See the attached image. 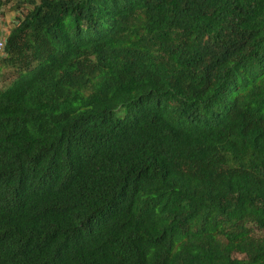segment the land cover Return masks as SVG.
<instances>
[{"label": "trees", "instance_id": "16d2710c", "mask_svg": "<svg viewBox=\"0 0 264 264\" xmlns=\"http://www.w3.org/2000/svg\"><path fill=\"white\" fill-rule=\"evenodd\" d=\"M21 3L0 264H264V0Z\"/></svg>", "mask_w": 264, "mask_h": 264}, {"label": "rangeland", "instance_id": "374dc122", "mask_svg": "<svg viewBox=\"0 0 264 264\" xmlns=\"http://www.w3.org/2000/svg\"><path fill=\"white\" fill-rule=\"evenodd\" d=\"M11 1L13 2V4H11L10 9H6V6L3 7L4 10L1 12V14L5 15L8 12L12 13V19L14 22L17 17L20 18L22 16V14L27 9L28 5L21 3L23 0H11ZM33 1L37 2L38 0H33ZM8 25L12 27V24L9 23ZM5 72L7 73V70H3L1 72L3 76L0 77V88L6 86L9 80L11 79L8 75L6 78Z\"/></svg>", "mask_w": 264, "mask_h": 264}, {"label": "crops", "instance_id": "0c3cea01", "mask_svg": "<svg viewBox=\"0 0 264 264\" xmlns=\"http://www.w3.org/2000/svg\"><path fill=\"white\" fill-rule=\"evenodd\" d=\"M10 7L11 5L8 4L6 6V9H10ZM3 10H4L3 8L0 9V39L5 38L8 35L10 31V26L8 24L13 23L12 13L8 12L5 15H3L1 14Z\"/></svg>", "mask_w": 264, "mask_h": 264}, {"label": "built area", "instance_id": "2783aa9c", "mask_svg": "<svg viewBox=\"0 0 264 264\" xmlns=\"http://www.w3.org/2000/svg\"><path fill=\"white\" fill-rule=\"evenodd\" d=\"M2 48H3V40L0 41V53H1V51H2Z\"/></svg>", "mask_w": 264, "mask_h": 264}, {"label": "clouds", "instance_id": "9594fccd", "mask_svg": "<svg viewBox=\"0 0 264 264\" xmlns=\"http://www.w3.org/2000/svg\"><path fill=\"white\" fill-rule=\"evenodd\" d=\"M11 24H12V23H11ZM10 29H11V27H10ZM5 38H6V37H5ZM5 38H1V39H0V41H2V40H3V46H4V41H5ZM2 51H3V48H2ZM2 51H1V54H3V53H2ZM1 54H0V55H1Z\"/></svg>", "mask_w": 264, "mask_h": 264}]
</instances>
